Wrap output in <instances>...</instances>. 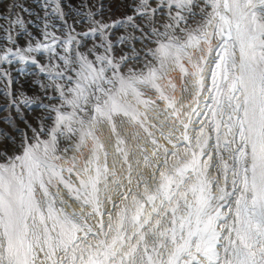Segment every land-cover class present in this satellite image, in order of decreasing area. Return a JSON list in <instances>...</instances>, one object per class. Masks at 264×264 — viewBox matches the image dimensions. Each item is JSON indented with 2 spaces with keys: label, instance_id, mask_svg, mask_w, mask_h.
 I'll return each instance as SVG.
<instances>
[{
  "label": "snow or ice",
  "instance_id": "snow-or-ice-1",
  "mask_svg": "<svg viewBox=\"0 0 264 264\" xmlns=\"http://www.w3.org/2000/svg\"><path fill=\"white\" fill-rule=\"evenodd\" d=\"M49 6L37 38L0 0V61L34 66L0 71V264H264V0Z\"/></svg>",
  "mask_w": 264,
  "mask_h": 264
},
{
  "label": "rangeland",
  "instance_id": "rangeland-1",
  "mask_svg": "<svg viewBox=\"0 0 264 264\" xmlns=\"http://www.w3.org/2000/svg\"><path fill=\"white\" fill-rule=\"evenodd\" d=\"M20 3H23L25 6H31V10L34 12V11H38L39 10V15L42 17L43 14L40 13L41 11L44 12V10L41 8V5L44 4L45 0H19ZM56 3H59L61 5V8L65 11V12H69L71 11L72 14H75L76 12V8L80 5L81 3V0H68L66 3H62L60 2V0H50V6L49 8L47 9V11L49 13H51V9L52 7H55ZM103 3L105 4V7L106 9L108 8L109 5L111 6H114V5H117L118 3V0H103ZM36 13H33L32 16H28L27 14H24L25 17L24 19L27 21V20H32V23L31 25H29V30L32 31L36 36L37 38H39V33L42 29V21L40 19L37 18V16L35 15ZM27 17V18H26ZM71 19H69V23H71ZM57 24H59V21H56ZM0 25H2L4 28H7V22L6 21H2L0 19ZM78 30H79V26H78ZM13 36L15 37V32L12 33ZM57 34H59V32L57 31ZM7 32H5L4 30H0V55H3L5 51H7V49L9 48H12L13 50H15V45H13L10 41L7 40ZM24 40L23 39H19L18 40V45L20 47H23L24 46ZM139 47V45H138ZM37 59H40L41 60V56L40 54H35ZM12 65L14 66H10V67H4L2 64H0V71L2 70H7L11 73L12 77L19 83H26L27 82V79L28 77H25V76H21L19 75V69L20 68H27L29 69V71L32 70V68L34 66H31L30 64H23L19 61H16L12 63ZM170 75H174L175 77H179V72H170ZM3 87V82H0V88ZM28 94L31 95L32 92L31 90L29 89L28 90ZM152 98H156V94L154 93L152 96ZM191 99V96L188 95L187 97V94H185L181 99V103H187L189 100ZM203 99V98H202ZM160 103V108L162 109L164 107V104L163 102H159ZM179 107V105H177ZM33 108H35V106H33ZM187 110V109H185ZM39 109H36V112H38ZM35 112L31 113V114H28L26 112V115H28V118L29 120L31 121V115H34ZM3 115H6V113H4ZM2 115V116H3ZM13 115H15V113H13ZM0 116V117H2ZM161 119H163V117H161ZM153 123H159V121L153 119L152 120ZM2 127L4 128H7L6 125L2 124ZM21 127H23V125H21ZM194 127H199L198 125H194ZM9 131H11V129L9 128L8 129ZM154 134L157 136L158 139H160L161 143H165V141H163L162 138L159 137V130L158 129H151ZM165 131H167V129H165ZM106 132V130H105ZM194 135V133H193ZM46 138V137H45ZM114 143L115 141L113 140L112 142H107L106 143V149L109 153V156H108V163H109V168H112L113 167V163L114 161L116 162V165H117V171H118V175L121 176V178L123 177V175L126 174V166L124 168H121L120 165H119V161H120V157L116 155L115 153V148H114ZM140 143H146V138L144 140H141ZM170 147V145H169ZM130 162L133 163V168H134V175H135V169L137 168V165L135 163L136 159H141V162H142V157L140 156L139 152L136 151L135 155L133 156H130ZM82 166V165H79L77 170H79V167ZM146 174H147V170H145ZM212 176H215L216 173L213 171L211 173ZM73 180L74 179V176L72 178ZM51 191L53 192V194L56 193L57 189L56 188H53L51 189ZM59 194L60 196L68 201L70 204H71V208L67 209L68 211H76V212H79L81 209H80V206L79 204L71 201L68 197V194H67V191L65 189H63L62 186H60L59 188ZM118 199V198H117ZM110 208V205L107 206ZM85 211H89V209H85ZM106 220V218H105Z\"/></svg>",
  "mask_w": 264,
  "mask_h": 264
},
{
  "label": "bare ground",
  "instance_id": "bare-ground-1",
  "mask_svg": "<svg viewBox=\"0 0 264 264\" xmlns=\"http://www.w3.org/2000/svg\"><path fill=\"white\" fill-rule=\"evenodd\" d=\"M68 0H60V2H62V3H66ZM115 7H116V5H114V6H112V8L113 9H115ZM33 12V11H32ZM33 13H39V10L38 11H34ZM40 13H42V14H44V12L43 11H41ZM24 15V14H23ZM24 17H25V15H24ZM27 18V17H26ZM2 20V19H1ZM3 21V20H2ZM46 59V57H41V60L43 61V60H45ZM13 62H15L16 63V60H13ZM0 64H2L4 67H10V66H14V65H12V64H9L8 62H6V61H0ZM172 77H173V79H174V82L177 84V92L175 93V95H176V97H177V99L178 100H180L182 97H181V93H180V91H179V87H180V79H179V77L177 78V77H175L174 75H171ZM154 94V92H150L149 93V95L150 96H152ZM187 97H188V95H187ZM4 113H0V116H2ZM0 127H2V123H0ZM106 130V132L104 131V135L101 137V139L102 140H105L106 141V143L108 142V136H109V132H108V130L107 129H105ZM160 137V136H159ZM113 141V140H112ZM111 141V142H112ZM72 143L73 142H69V141H63L61 144H60V148L61 149H63V148H65V147H69L70 148V150H69V152H67V153H63L62 151L59 153L60 155H62V156H64L65 157V159H67V158H70L72 155H76L77 156V158H78V160L80 159V157H79V153H74V151L73 150H71V148H72ZM84 151H85V153H87V149H84ZM61 163H63V161H61ZM79 165H82V160L80 161V164ZM78 165V166H79ZM65 167H68V166H70L69 164H65L64 165ZM65 175H67V173H65ZM73 178V177H72ZM74 179H75V176H74ZM87 210V209H86Z\"/></svg>",
  "mask_w": 264,
  "mask_h": 264
}]
</instances>
